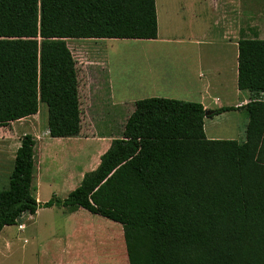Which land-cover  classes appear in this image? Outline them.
Wrapping results in <instances>:
<instances>
[{"label": "trees", "instance_id": "trees-1", "mask_svg": "<svg viewBox=\"0 0 264 264\" xmlns=\"http://www.w3.org/2000/svg\"><path fill=\"white\" fill-rule=\"evenodd\" d=\"M156 0H0V127L48 106L52 138L81 136L79 70L68 39L153 40ZM240 108L167 98L136 102L67 198L34 195L36 139L0 188V233L40 209H84L118 223L129 264H264V39L239 41ZM245 110V140L208 139L206 117Z\"/></svg>", "mask_w": 264, "mask_h": 264}, {"label": "crops", "instance_id": "crops-1", "mask_svg": "<svg viewBox=\"0 0 264 264\" xmlns=\"http://www.w3.org/2000/svg\"><path fill=\"white\" fill-rule=\"evenodd\" d=\"M261 2L264 3V0H156L158 38L143 40L151 41L152 44L116 48L102 46L97 51L84 44L107 43L121 39H68L71 52L74 49L78 56L82 55L83 59L90 62L94 55L104 51H107V54H116L114 58L120 60L119 65H114L113 62L106 63L103 56L96 57L100 58L99 61L103 60L101 65H98L97 61L91 62L99 70L100 81H96L97 86L92 88L95 91L90 96V102L93 108L94 103H97L96 113L99 110L105 111L102 116L105 115L109 120L103 123L107 126L122 124L124 127L136 108V102L147 98L201 103L206 110L245 106L250 95L238 88L239 41L242 37L264 39V6ZM248 16L251 18L250 25H247ZM176 17L182 19L180 23L174 20ZM198 17L204 20L212 18V22L216 19L219 21L217 24L213 22L212 26L201 27L198 33L194 28L195 19ZM243 113V110H235L213 118L206 117L205 132L208 139L239 140L241 137H238V133H242L240 117ZM91 121L94 128L100 123L99 118L97 121ZM221 124L225 126L223 134H219ZM247 124L248 118L244 130ZM69 141L81 142L79 137L53 138L46 142L48 145H57L56 148L62 144L57 150L67 156L78 154L79 158L86 153V142H82V145L80 142L71 145ZM97 144L99 147L100 144ZM20 145L21 142L18 148ZM110 146L111 144L108 149ZM55 147L51 146L50 149ZM57 175L48 179H56L59 177ZM83 177L82 174L78 182L77 179L68 177L69 181H74L72 187L66 184V187H69L68 195L81 184ZM69 213L73 217L72 231L67 234L68 238L62 248L64 257L60 252L59 257L54 258L56 263L98 264L99 257H95L92 250L89 251V247L93 245L91 241L97 240L99 245L109 246V255L105 254L106 264H118L117 237L120 236L117 232H100L89 224H80L76 214L79 212ZM24 229V224L19 225L20 231Z\"/></svg>", "mask_w": 264, "mask_h": 264}, {"label": "rangeland", "instance_id": "rangeland-1", "mask_svg": "<svg viewBox=\"0 0 264 264\" xmlns=\"http://www.w3.org/2000/svg\"><path fill=\"white\" fill-rule=\"evenodd\" d=\"M261 4L264 6V3L261 2ZM249 19L251 18L248 16L247 25H250ZM174 20H178L176 22L180 23L182 19L176 17ZM217 21L219 20L216 19V21L213 22L217 24ZM213 22L212 18L204 20V18L200 19V17H198L194 22L195 31L199 33L198 29L201 27L205 28L208 25L212 26L214 24ZM224 26L225 24L222 22V27ZM262 26L264 27V21L262 22ZM143 44L152 43L151 41L143 40H116L107 43H85L84 45L88 48L91 47L97 50L99 48L101 49L102 46H105V48H116ZM72 52L77 61L79 70V92L83 111V128L81 136L79 137L81 142L69 141V144L77 145L78 142H80L82 145V142H86V153L79 158L78 154L76 156L74 154L67 156L57 150L62 144H60L58 148L55 147L57 145H48L49 143L46 141L53 138L49 135L48 129V106L43 104L40 106V113L35 117L0 127L1 189H7L9 187L10 177L14 169L16 150L23 136L27 134L33 135L37 140L35 150V175L33 181V188H35V190H33V193L37 196L38 202L42 203L49 201L53 195H58L62 199L67 198L69 187H66V184L72 187L74 183V181H69L68 177L70 176L71 179H77L76 182H78L82 174L84 176V174L97 167L98 158L102 153L108 150L109 144H111L114 139L122 137L124 130L123 125L107 126V124H104V121L109 120L105 115L102 116L105 111L100 112L99 110V112L96 113L97 103H94L95 106L93 108L92 102H90V96L93 94V91H95V89L92 90V88L97 86L96 81H100L99 70H97L95 64L91 62L97 61L96 63L101 65L103 60L99 61L98 59L100 58L96 57L103 56H105L106 63L113 62L114 65H119L120 60L114 58L116 54H107V51H104L106 53L99 52L94 55L95 57H93L90 62L88 59H83L82 55L78 56L74 52V49ZM92 108L94 110H92ZM243 111L244 113L240 117V132L242 133H238L239 135L237 134L238 137H241L239 141L245 140L244 125L248 118L246 111ZM90 118L93 121H97L99 118L100 123L97 124V127H93ZM224 127L223 124L220 125L221 129L219 130V134H223ZM209 131L208 129V132ZM97 143L100 144L99 147ZM51 146L55 148L52 150L50 149ZM75 153H77V150H75ZM57 174L59 175L58 178L48 179ZM64 184L65 187H63ZM69 212H79L76 214L80 224H89L98 231H104L109 234L117 232L118 236H120L117 237V262L118 264H129L124 231L120 224L101 216L93 215L84 209L70 211L58 207L40 209L35 215L26 214L20 218L15 225L5 227L0 233V264H55L56 261L54 258H58L60 252L61 256L64 257L62 248L65 244V240L68 238L67 234L72 231L73 217L70 216ZM23 224L25 225V229L20 231L19 225ZM91 242L93 245L89 247V251L92 250L94 256L96 257L97 255L99 257L97 263L106 264L105 254H108L109 246L99 245L97 240H92Z\"/></svg>", "mask_w": 264, "mask_h": 264}, {"label": "built area", "instance_id": "built-area-1", "mask_svg": "<svg viewBox=\"0 0 264 264\" xmlns=\"http://www.w3.org/2000/svg\"><path fill=\"white\" fill-rule=\"evenodd\" d=\"M263 99H264V97H263Z\"/></svg>", "mask_w": 264, "mask_h": 264}]
</instances>
